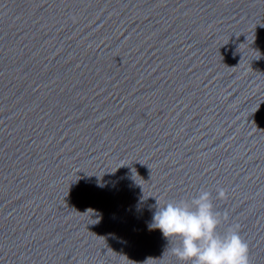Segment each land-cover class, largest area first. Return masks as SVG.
<instances>
[{
  "label": "water",
  "instance_id": "95a60500",
  "mask_svg": "<svg viewBox=\"0 0 264 264\" xmlns=\"http://www.w3.org/2000/svg\"><path fill=\"white\" fill-rule=\"evenodd\" d=\"M201 190L264 264V0H0V264H185Z\"/></svg>",
  "mask_w": 264,
  "mask_h": 264
},
{
  "label": "clouds",
  "instance_id": "9594fccd",
  "mask_svg": "<svg viewBox=\"0 0 264 264\" xmlns=\"http://www.w3.org/2000/svg\"><path fill=\"white\" fill-rule=\"evenodd\" d=\"M217 196L224 198V189H218ZM226 220V213L213 210L211 193L201 190L190 200L169 201L156 208L150 228L159 229L169 242L176 241L169 252L185 264H250L239 224L217 231Z\"/></svg>",
  "mask_w": 264,
  "mask_h": 264
}]
</instances>
